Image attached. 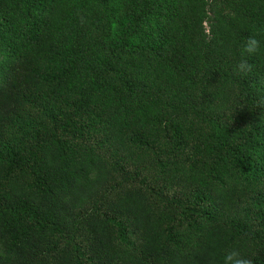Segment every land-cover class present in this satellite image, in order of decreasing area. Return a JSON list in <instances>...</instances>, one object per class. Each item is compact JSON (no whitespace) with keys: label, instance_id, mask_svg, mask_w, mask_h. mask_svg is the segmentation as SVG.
<instances>
[{"label":"trees","instance_id":"obj_1","mask_svg":"<svg viewBox=\"0 0 264 264\" xmlns=\"http://www.w3.org/2000/svg\"><path fill=\"white\" fill-rule=\"evenodd\" d=\"M238 260L264 264V0H0V264Z\"/></svg>","mask_w":264,"mask_h":264},{"label":"clouds","instance_id":"obj_2","mask_svg":"<svg viewBox=\"0 0 264 264\" xmlns=\"http://www.w3.org/2000/svg\"><path fill=\"white\" fill-rule=\"evenodd\" d=\"M248 51L251 52V51H253V49L252 48H249ZM239 68H240L241 71H244V70L250 68V66H247L245 64H241V65H239ZM228 259L231 260L232 257L229 256ZM236 264H247V262L246 261H239L238 260V261H236Z\"/></svg>","mask_w":264,"mask_h":264}]
</instances>
